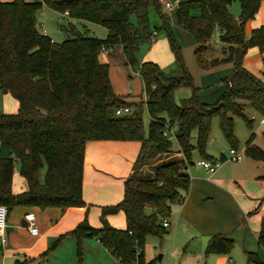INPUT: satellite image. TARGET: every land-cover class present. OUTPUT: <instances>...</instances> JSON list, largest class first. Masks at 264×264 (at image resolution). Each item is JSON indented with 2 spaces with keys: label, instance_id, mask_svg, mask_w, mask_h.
<instances>
[{
  "label": "trees",
  "instance_id": "obj_1",
  "mask_svg": "<svg viewBox=\"0 0 264 264\" xmlns=\"http://www.w3.org/2000/svg\"><path fill=\"white\" fill-rule=\"evenodd\" d=\"M239 16L234 17L232 0H179L175 22L194 42V58L201 70L224 62L233 69L224 79L225 88L214 104H204L195 94L178 45L162 12L159 0H0V90L17 101L13 113L0 111V204L8 211L14 206L82 207L83 160L85 143L91 140L138 141L140 150L131 174L123 182V196L115 204L100 208V227H92L86 217L68 234L76 240L77 264H82L81 240L95 237L117 259V264H150L144 259V245L150 235L162 237L171 206L185 198L189 176L185 166L192 162L196 148L201 159L213 160L206 151L211 122L218 118L219 128L231 148L237 147L235 115L249 129L253 119L244 114L246 103L264 116V74L254 76L243 67L247 50L257 47L264 56V24L245 36V23L253 19L260 0H237ZM45 5L74 20L105 27V38L78 31L73 24L62 25L67 37L53 41L40 31L37 12ZM153 8L161 25L151 27L149 9ZM158 30L165 32L181 74H165L154 62L139 59L140 47L152 42ZM222 44L219 57L208 58L215 31ZM121 45L126 63L143 81L145 106L149 116L145 134L140 110L116 115L128 105L115 94L109 79V65L99 61L104 50ZM191 87L192 94L178 105L173 92ZM177 126V149L163 133ZM196 130V144L191 143ZM251 133L244 153L264 164V151L253 143ZM173 152L181 157L159 161L160 155ZM148 170H143L144 166ZM26 182V189L11 190L14 168ZM264 182V174L260 176ZM264 200V197H263ZM122 211L125 227L109 224L107 216ZM63 235L51 248L57 246ZM257 241L264 249V219ZM233 240L213 235L206 253L227 254ZM46 251L41 259L44 262ZM246 264H264L256 252H246Z\"/></svg>",
  "mask_w": 264,
  "mask_h": 264
},
{
  "label": "crops",
  "instance_id": "obj_2",
  "mask_svg": "<svg viewBox=\"0 0 264 264\" xmlns=\"http://www.w3.org/2000/svg\"><path fill=\"white\" fill-rule=\"evenodd\" d=\"M160 2L162 4V1ZM178 2L179 0H174V3ZM58 13L70 20L69 23L80 25L85 30L88 28L96 30L98 26L91 22L71 19L67 13ZM173 19L175 22V13ZM37 23L39 28H42V32L48 35L38 18ZM263 24L264 0H260L256 16L245 23V36L247 37L246 31L249 36L252 29ZM178 33L181 37L180 31ZM92 35L96 36L94 32ZM213 36H215L213 40L215 46H222L218 41L217 30ZM154 45L156 40L153 42ZM159 45L164 48L163 43L160 42ZM105 51L111 54L108 53V59H101L99 55V61L109 63L111 67L115 65L119 75L128 81L126 78V75L130 74L128 68L131 71L134 70L126 63L121 45ZM148 59L150 58H143L141 61ZM168 62H170L169 65L173 62L171 56ZM242 63L243 67L254 76L263 77L264 56L257 47L247 50ZM232 69L231 62L221 63L208 70L199 69L197 83L193 82V86L201 103L214 104L219 100L225 88L224 79ZM109 79L113 91L120 97L121 94H117V86L113 83L114 78L111 76L110 69ZM4 95L7 96L8 93ZM143 98L145 99L144 91ZM10 111L5 112H14V110ZM251 133L254 134L253 143L264 151V142L254 131ZM247 139L241 150L238 149V143L234 148L243 154L240 161L230 160L229 151L227 154L220 151L219 159L222 162L214 173H209L194 161L185 166L189 176L188 192L183 201L172 204L168 218L169 226L165 227L166 232L163 236L150 235L146 238L145 262L150 264H246L247 251L258 253L261 250L257 234L261 220L264 219V182L260 179V176L264 174V164L244 153ZM139 150L140 142L138 141H87L84 149L82 180V196L86 205L65 209L22 205L11 208L6 218L5 243L2 244L0 241V263L44 264L45 260L42 262L41 259L42 254L58 237L63 235L60 240L63 244L58 251L51 253V260L58 259L57 264H77L74 253L76 240L68 234L69 231L84 217L92 227H100V219L98 223H95L93 216L97 212L100 215L102 206L120 201L123 196V182L131 174ZM169 157H181V153L160 155L159 161ZM213 160L217 159L213 158ZM148 167V165L144 166L143 170H148ZM14 171L15 175L20 176L17 168H14ZM21 178L23 181L20 187L15 186L13 182L11 184L14 194L26 189V182L23 177ZM28 212L35 214V224L38 228L36 235L31 234L26 228L25 215ZM120 212L124 215L122 211ZM111 216L112 214L107 216V221L111 220ZM114 227L123 228L116 225ZM217 234L233 240V247L229 253H206V245L210 237ZM81 243L84 249L83 264H117V259L97 238L85 236Z\"/></svg>",
  "mask_w": 264,
  "mask_h": 264
},
{
  "label": "rangeland",
  "instance_id": "obj_3",
  "mask_svg": "<svg viewBox=\"0 0 264 264\" xmlns=\"http://www.w3.org/2000/svg\"><path fill=\"white\" fill-rule=\"evenodd\" d=\"M12 1V0H11ZM26 1H32V0H26ZM162 1V12L165 14V19L167 24L170 27L172 36L178 45L180 49V53L184 62V65L189 72V74L192 77L193 82L197 83L199 68L196 65L195 58H194V42L192 39V36L184 31L180 30V28L177 27L174 22V13L176 10L177 4L174 3V0H160ZM171 2L173 4L172 9H167L164 7L165 2ZM229 10L231 14L235 17L239 16L240 13V6L239 2L237 0H232L231 4L229 5ZM149 17H150V24L153 28L154 26H160L161 25V19L158 17V15L155 13L153 8L149 9ZM37 18L38 21L41 22L43 28H46V31L48 33V36L53 39V41L60 42L63 41L67 35L65 31L61 28L62 25L67 26L70 20L66 19L63 15L56 12V10H53L45 5L41 7V9L37 12ZM74 26L80 30L81 32H86L89 35L95 33V35L98 38H105L107 36V29L101 25L96 26V30H93L92 28H88V30H85L80 25ZM40 31H42V28H39ZM179 29V30H178ZM85 30V31H84ZM178 31L181 33V37L179 36ZM246 35L248 37V33L246 31ZM152 42L150 44H143L140 47L139 52V59L143 60V58H150L148 60L144 61H151L156 63L161 70L168 75L178 76L181 74L179 65L176 61L174 52L170 46L169 39L166 36L165 32L162 30H158L157 33L153 34ZM215 36L211 39L210 43L212 45V51H209L208 58L213 57H219L222 55L221 48L222 46H215L214 40ZM156 40V45L153 46V42ZM164 44V48L159 45L160 42ZM108 53L111 54V52L108 51H102L100 53L101 59L106 58L108 59ZM171 56L173 59V62L169 65L170 62H168V58ZM109 65V69L111 72L112 78H114L113 83L117 86V94H121L120 98L125 101L129 107H131L132 110L137 109L140 110V114L142 117L143 127L145 134L147 133L148 124H149V116L146 110L145 106V99L143 98V82L138 75V72L136 70L131 71L128 68V71L130 74L126 75V78L128 81L122 78L121 75L116 70L115 65ZM130 82V83H128ZM112 84V83H111ZM112 86V85H111ZM116 94V93H115ZM190 96V87H179L174 90L173 97L176 104L181 105L182 100L188 98ZM10 110H14V112L17 110V102L12 98L11 95L5 96L4 93L0 90V111L3 112H11ZM244 114L247 118L253 119V128L249 129V127L246 124V121L240 117L235 115L233 117L234 121V134L238 141V149L241 150L243 148L245 140L248 138L249 134L254 131L258 137L264 142V116H262L258 111L255 110V108L250 105L249 103H246L244 107ZM171 130V137L170 140L172 142V148L177 149L178 143L176 141V132H177V126L173 124L170 127ZM191 143L193 145L196 144V130L192 131L191 135ZM230 149L229 144L225 140L220 128H219V122L218 118L214 117L211 122V132L210 136L206 143V151L210 155L213 156V158L219 159V153L220 151L224 153H228ZM180 158V157H178ZM191 159L195 163H197L201 158L199 155V152L196 148L192 149L191 151ZM16 168V166H15ZM12 182L15 186L20 187L22 185V178L19 175H15V171L12 175ZM93 221L95 223L99 222V213L97 212L93 216ZM109 224L113 226H123L125 227V218L124 215L119 211L117 213L112 214L111 220L109 221ZM74 243V241H73ZM53 244V243H52ZM52 244L45 250L46 251V257L44 264H57V260H51V253L58 251L59 247L63 244V242H60L56 247L51 248ZM82 244V243H81ZM82 246V253L84 256V249ZM66 250V249H65ZM44 251V252H45ZM75 258H76V241H75V248H74ZM259 258L264 262V249L261 248V250L258 252ZM60 257L62 255V250L60 252ZM83 264V259H82Z\"/></svg>",
  "mask_w": 264,
  "mask_h": 264
},
{
  "label": "built area",
  "instance_id": "obj_4",
  "mask_svg": "<svg viewBox=\"0 0 264 264\" xmlns=\"http://www.w3.org/2000/svg\"><path fill=\"white\" fill-rule=\"evenodd\" d=\"M164 7L167 9H171L172 3L167 1L164 3ZM103 51L105 50L103 49ZM133 112L134 110H132L131 107H129L128 105L120 106L116 108L115 110L116 115H130ZM170 133H171V130L170 128H168L164 131L163 134L167 136L168 138H170L171 137ZM229 155H230L229 159L232 161H240L243 158V154L234 148L229 149ZM221 162H222L221 159H218V160L200 159L197 163L209 173H214L220 166ZM7 213H8L7 207L4 204H0V241L2 244L5 243V236H6L5 228H6ZM25 221H26V228L28 229V231L31 234L36 235L38 233V228L35 224V214L33 212H28L25 215ZM162 225L164 227H168L169 226L168 219H163Z\"/></svg>",
  "mask_w": 264,
  "mask_h": 264
}]
</instances>
